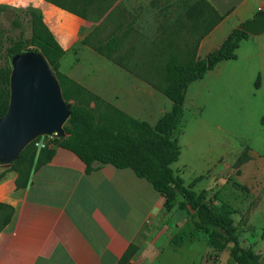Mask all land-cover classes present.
<instances>
[{
	"label": "crops",
	"instance_id": "0c3cea01",
	"mask_svg": "<svg viewBox=\"0 0 264 264\" xmlns=\"http://www.w3.org/2000/svg\"><path fill=\"white\" fill-rule=\"evenodd\" d=\"M79 1H84L77 4L83 8L80 13L49 0H0V8L39 12L62 49L59 71L119 111L154 127L172 107L158 89L161 58L142 63L141 76L115 60L119 48L111 54L114 60L100 54V35L108 30L106 19L117 0ZM204 1L222 19L194 44L198 60L217 50L232 30L264 13L260 12L264 0ZM148 32L142 27V33ZM198 82L203 95L210 91L222 95L243 86L250 93L264 94V32L242 40L235 59L219 62L188 86L182 119L185 107H197L201 91L192 86ZM212 144L207 141L205 155L195 162L207 159L212 167L221 165L226 158L224 146ZM48 147L54 149L52 159L32 171L26 187L16 186L15 172L0 180V205L5 206L0 209V264H119L130 249L133 253L125 264H217L219 258V264H235L229 255L225 258V250L215 251L202 241L178 202L167 210L165 199L132 170L96 163L86 173L75 154L52 143ZM176 163L171 168L181 178L185 167L173 169ZM203 190L207 191H194ZM196 243H202V248L189 261Z\"/></svg>",
	"mask_w": 264,
	"mask_h": 264
},
{
	"label": "trees",
	"instance_id": "16d2710c",
	"mask_svg": "<svg viewBox=\"0 0 264 264\" xmlns=\"http://www.w3.org/2000/svg\"><path fill=\"white\" fill-rule=\"evenodd\" d=\"M49 1L76 13L83 10H80L77 4L84 5V1L82 3L79 0ZM6 10L12 14H20V19H13V26L20 27L21 31L15 40H10L0 67L3 86L0 88V117L7 111L9 103L10 58L32 47L44 56L59 83L63 100L71 104L70 116L63 125L64 137L52 138L53 146L75 154L84 163L86 173L91 172L96 163L132 170L165 199L167 210L171 204L178 202V209L190 217L195 233L207 237L206 242L213 250L220 252L227 244H231L229 256L235 264H264V260L252 250L240 246L237 227L232 219L234 209L225 202L220 203L218 207L213 206V200L207 191L196 193L193 190V185L200 177L194 179L192 185L185 186L183 180L175 175L171 168L180 155L175 134L182 119L188 86L202 79L206 72L212 70L219 62L235 59V50L239 43L247 38L245 32L240 29L232 30L217 50L201 60L196 59V48L191 52L187 51L185 61L180 60L179 55L175 53L168 54L162 68V83L158 89L171 101L172 107L152 127L104 102L59 71L62 49L44 24L39 12L1 7L0 14ZM210 10L212 15L209 25L201 37L222 19L213 8ZM24 23L30 29L28 38L24 37ZM118 45L115 39H110L97 47V50L108 59H113L111 54L117 50ZM255 85H258L257 81ZM37 140L25 147L8 170L0 171V180L6 173L15 172L16 186L24 188L29 183L32 171L50 162L54 149L44 147L37 150L34 147ZM248 159L242 153L236 159V164H242ZM1 208L5 206L0 205ZM132 253L131 249L128 250L119 264H125Z\"/></svg>",
	"mask_w": 264,
	"mask_h": 264
},
{
	"label": "rangeland",
	"instance_id": "374dc122",
	"mask_svg": "<svg viewBox=\"0 0 264 264\" xmlns=\"http://www.w3.org/2000/svg\"><path fill=\"white\" fill-rule=\"evenodd\" d=\"M113 6L106 19L108 30L100 35L98 47L110 39H117L119 49L115 60L127 63L128 68L141 76L142 63L150 59L160 57L161 68L169 53L185 61L187 51L195 47L212 15L204 0H117ZM9 10L0 14V67L10 40H15L21 31L20 27L13 26V19H20V14H12ZM24 27V37L28 38L29 26L24 23ZM142 27H147L149 32L142 33ZM126 30L129 33L123 35ZM184 43L188 49H183ZM1 83L0 80V88L3 87ZM195 85L192 87H200L201 91L202 82ZM197 101V107H185L182 123L175 134L181 156L173 169L179 165L185 167L181 176L185 186L202 175L195 182L194 190H207L213 206L218 207L227 199L234 209L232 219L240 246L264 260V94L250 93L243 86L235 92L228 89L222 95L217 91L203 95L201 91ZM203 124L207 129L204 130ZM51 139L44 136L41 143L50 144ZM207 141L210 145L212 142V145L224 146L226 158L221 165L212 167L207 159L195 162L205 155ZM242 153L249 159L238 165L233 158ZM205 168L210 169L204 172ZM198 235L202 241H207L203 234ZM199 247L202 248V243H196V251L193 249L194 253L188 254L189 261L197 255ZM224 250L226 258L231 244ZM184 258L186 260L187 255ZM221 262L219 258L217 264Z\"/></svg>",
	"mask_w": 264,
	"mask_h": 264
},
{
	"label": "water",
	"instance_id": "95a60500",
	"mask_svg": "<svg viewBox=\"0 0 264 264\" xmlns=\"http://www.w3.org/2000/svg\"><path fill=\"white\" fill-rule=\"evenodd\" d=\"M252 39L264 32V13L239 28ZM9 103L0 117V171L8 170L34 140L64 137L70 116L59 83L40 52L26 50L9 61Z\"/></svg>",
	"mask_w": 264,
	"mask_h": 264
},
{
	"label": "built area",
	"instance_id": "2783aa9c",
	"mask_svg": "<svg viewBox=\"0 0 264 264\" xmlns=\"http://www.w3.org/2000/svg\"><path fill=\"white\" fill-rule=\"evenodd\" d=\"M260 12H264V6L260 9ZM44 137V136H43ZM43 137L38 138V140L34 143V146L37 147L38 149H42L44 147H48L49 144H44L41 143V139ZM47 137V136H46ZM48 138H52V137H48Z\"/></svg>",
	"mask_w": 264,
	"mask_h": 264
}]
</instances>
